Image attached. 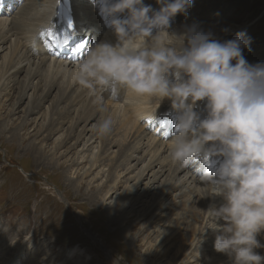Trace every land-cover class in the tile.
Wrapping results in <instances>:
<instances>
[{"label": "bare ground", "instance_id": "bare-ground-1", "mask_svg": "<svg viewBox=\"0 0 264 264\" xmlns=\"http://www.w3.org/2000/svg\"><path fill=\"white\" fill-rule=\"evenodd\" d=\"M54 1L56 0L0 1L3 7L0 14V94L3 97L16 96L13 102L11 101L9 113L12 116L18 113L16 110L23 100L27 99L21 112L22 116L38 114L33 120L35 136L43 135L44 141L51 135L59 133L52 142L51 154L56 161L73 151L69 159L73 158V163L81 164L87 152L92 155L96 150L95 157L89 156V161H85L88 167L83 174H93L95 180L101 179L100 172L93 173V170L106 162L110 163V170L102 184L104 194L101 195L102 199H105L107 195L109 198L110 194H115L114 202L109 207L112 216L117 214L124 225L149 216L147 226L151 228V224L154 223V240L158 241L166 240L169 234L182 232L181 245L184 250H180L181 247L176 250V254L179 253L176 255L179 264H189L207 255L216 258L215 261L219 262L217 264H232L226 254L214 250L215 237L220 233L210 228L204 231L206 226H212L206 210L210 206L219 207L223 203V198L210 196V186L201 182L200 174L203 168L199 162L200 157L194 158L188 165H180L171 159L172 135L169 137L167 135L171 131L174 132L175 117L171 119V125L165 131L156 133L158 127L155 128L156 131L153 130L155 122L162 118V114L175 115L170 100L165 98L158 103L155 98L135 97L123 91L113 90L112 95L104 93L101 107L89 89L73 81L72 73L80 59L73 60L72 56L74 54L83 58L88 47L97 42L114 44L116 36L106 26L93 0H73L77 23L71 30H66L62 24H54L51 8ZM196 1L200 3V0H195V3ZM144 3L152 5L154 9L159 8L156 0H144ZM204 13L205 11H199L198 8L194 9L191 6L186 15L175 16L168 31L179 33L185 26L194 23L204 28L200 24L204 20L207 21L208 16ZM57 26L62 27L56 28ZM232 28L223 30L218 39L233 33ZM55 29H58V33L51 36ZM218 30L219 27L215 25L211 32L216 36ZM62 37H67V44L54 42V39ZM163 38L179 46L180 37L165 35ZM45 42L58 52L68 49L66 54H70V57H51ZM258 52L246 48L243 55L258 56ZM19 74H22L21 78ZM54 90L56 91L53 97L46 102ZM47 105H51L52 109L49 118L45 116L48 112ZM199 107L200 103L197 104L196 110ZM202 113L201 111V117ZM105 117L113 119V129L109 135L100 136L94 131V127L98 120ZM29 121L30 119L26 117L20 126L27 127ZM87 133L89 136L86 138ZM80 143L81 148L77 150L76 147ZM31 144L34 145V141H31ZM38 144L42 147L44 143L41 141ZM113 147H117V150L113 151ZM91 157L93 159H90ZM199 168L200 172H195ZM119 184L124 185L122 192H117ZM60 197L64 201L61 195ZM138 204L145 206L143 212L137 215ZM132 218L134 220H131ZM167 218L168 224L165 221L159 226L160 221ZM203 220L206 224L202 223ZM259 235L264 239V231ZM16 247L21 246L18 244ZM189 249L192 250L188 252ZM1 251L3 250L1 249L0 253ZM80 254V249L73 247L68 250L65 257L72 258L74 264H79ZM6 255L8 254L4 256ZM2 258L0 264L11 263L8 262V257ZM31 260L30 264L36 261L33 257ZM110 262L114 264V261Z\"/></svg>", "mask_w": 264, "mask_h": 264}, {"label": "clouds", "instance_id": "clouds-1", "mask_svg": "<svg viewBox=\"0 0 264 264\" xmlns=\"http://www.w3.org/2000/svg\"><path fill=\"white\" fill-rule=\"evenodd\" d=\"M116 43L97 42L75 65L74 82L89 89L102 107L104 93L123 91L135 97L165 98L175 113L170 157L188 165L194 158L215 157L201 182L219 207L206 211L218 231L214 250L232 264H264L257 234L264 231V61L249 63L243 50L252 38L243 31L219 40L198 23L169 32L177 14H187L192 0H93ZM227 31V29H224ZM180 37L179 46L163 37ZM203 101V112L196 110ZM114 121H97L100 136ZM223 221L224 223H218ZM203 231V232H204ZM118 264V261H114Z\"/></svg>", "mask_w": 264, "mask_h": 264}, {"label": "rangeland", "instance_id": "rangeland-1", "mask_svg": "<svg viewBox=\"0 0 264 264\" xmlns=\"http://www.w3.org/2000/svg\"><path fill=\"white\" fill-rule=\"evenodd\" d=\"M192 3V8L205 11L204 14L208 16L207 21L200 23L204 30L211 31L217 25L219 30L214 37L218 39L224 29L233 27V33L220 39L221 41L234 38L239 31L245 32L252 38L250 49L259 51L258 56L245 58L249 63L264 61V0H200V3L192 0ZM56 33L58 29L51 36ZM54 42L65 45L67 37L54 39ZM21 75L19 74V78ZM17 86L19 88V82ZM55 91L46 102L53 97ZM14 97L16 96L3 97L0 94V250H3L0 258L8 257L10 264H30L32 257L36 260L34 264H74V259L65 256L70 248L75 247L81 252L79 264H112L110 261H118V264H179V253L176 254V250L180 247V250H184L181 245L182 232L169 234L171 236H167L166 240L158 241L154 240V223L151 228L147 226L149 216L126 225L117 214L112 216L109 207L114 202L115 194H110L109 198L107 195L106 200L101 195L104 194L102 184L110 170V163L106 162L93 170V173L99 171V177L101 176V179L95 180L93 174L84 175L83 172L88 167L86 162L89 161V156L93 155L94 158L96 150L92 155L87 152L81 164L73 163V158L69 159L73 151L56 161L51 154L52 142L59 133L44 141L43 135L36 137L33 120L38 114L22 116L21 111L27 102L24 99L16 110L18 113L12 116L9 106ZM198 102L200 107L197 111L201 113L204 102ZM50 106L47 105V118L52 110ZM204 114L203 112L202 115ZM22 117L30 119L25 128L20 126L25 120ZM174 117L175 115L162 114V118L155 122L156 126L151 127H154V131L158 127L156 133L165 131ZM8 119L10 120L7 121ZM172 134L173 131L167 137ZM88 136L89 133L85 137ZM31 141L35 144H31ZM41 141L45 146L43 144L39 147L38 143ZM80 148L81 143L76 149ZM112 149L116 151L117 147ZM63 150L64 148L61 149ZM210 160L206 163L205 159L199 158L202 168ZM120 185L117 192H122L124 185ZM144 206H136L137 215L143 212ZM168 219H160L159 226ZM205 222L202 221L203 224ZM257 240L264 244L259 233ZM18 244L20 248L16 247ZM256 251L264 255V248ZM5 254L8 255L4 256ZM215 260L216 258L207 255L189 264L219 263Z\"/></svg>", "mask_w": 264, "mask_h": 264}, {"label": "snow or ice", "instance_id": "snow-or-ice-1", "mask_svg": "<svg viewBox=\"0 0 264 264\" xmlns=\"http://www.w3.org/2000/svg\"><path fill=\"white\" fill-rule=\"evenodd\" d=\"M61 3V0H57V4H56V7ZM57 14V13H56ZM66 26L67 28L71 29L73 28V24H72V21L71 20H67L66 22ZM205 162L207 163L208 162V158L205 157Z\"/></svg>", "mask_w": 264, "mask_h": 264}]
</instances>
